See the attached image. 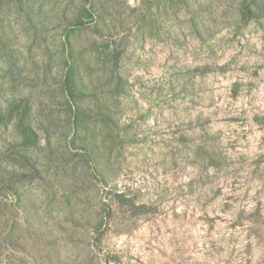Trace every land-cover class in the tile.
Returning a JSON list of instances; mask_svg holds the SVG:
<instances>
[{
	"label": "rangeland",
	"instance_id": "obj_1",
	"mask_svg": "<svg viewBox=\"0 0 264 264\" xmlns=\"http://www.w3.org/2000/svg\"><path fill=\"white\" fill-rule=\"evenodd\" d=\"M0 264H264V0H0Z\"/></svg>",
	"mask_w": 264,
	"mask_h": 264
},
{
	"label": "trees",
	"instance_id": "obj_2",
	"mask_svg": "<svg viewBox=\"0 0 264 264\" xmlns=\"http://www.w3.org/2000/svg\"><path fill=\"white\" fill-rule=\"evenodd\" d=\"M64 88L69 95H71L72 97L74 96L73 95L74 94V67L71 61L69 62V67H68L67 73L64 78ZM77 111L84 114V111H82L81 109L77 108ZM77 111L75 110V113ZM76 115L78 114L76 113ZM24 132H25V128H24Z\"/></svg>",
	"mask_w": 264,
	"mask_h": 264
}]
</instances>
